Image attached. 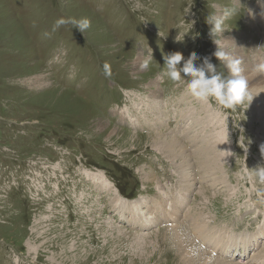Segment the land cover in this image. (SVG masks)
Returning a JSON list of instances; mask_svg holds the SVG:
<instances>
[{
    "label": "rangeland",
    "instance_id": "obj_1",
    "mask_svg": "<svg viewBox=\"0 0 264 264\" xmlns=\"http://www.w3.org/2000/svg\"><path fill=\"white\" fill-rule=\"evenodd\" d=\"M263 6L264 0H0V264H185L171 238L178 224L191 264H208L211 256V264L264 262V183L252 175L264 166V98L235 111L204 103L205 114L195 115L208 125L196 130L182 97L190 78H160L174 52L185 59L196 52L197 65L210 57L227 75L212 55L217 46L225 50L227 37L254 69L264 64ZM233 7L238 14L221 38L210 36L209 19ZM62 18H87L91 26L84 33L71 24L57 28ZM38 76L45 81L39 86ZM156 90L155 119L141 103ZM189 98L198 111L201 101ZM157 131L188 149L190 172L198 175L192 186L177 173L182 159L170 160L153 139ZM195 131L199 138L213 132L220 145L221 183L211 187L188 141ZM161 199L159 209L151 208ZM163 211L174 218L157 221ZM197 216L222 241L236 237L237 251L195 247L189 220Z\"/></svg>",
    "mask_w": 264,
    "mask_h": 264
},
{
    "label": "bare ground",
    "instance_id": "obj_2",
    "mask_svg": "<svg viewBox=\"0 0 264 264\" xmlns=\"http://www.w3.org/2000/svg\"><path fill=\"white\" fill-rule=\"evenodd\" d=\"M244 1H247V0H244ZM253 4H252V7H253ZM262 12H264V10ZM262 21L264 22V18H263ZM225 39H224L225 52H226V54H228V58L229 59H235V60H239L240 61V67L242 69V74L248 80V88H249L250 93L252 92V94H253L252 96L253 97L257 96L258 98H264V95H262V92H263L262 91V87H264L262 85V84H264V76L260 75L257 71H255V69L252 67V65L249 62H246V58L241 54L240 49L238 47H237V50H236L235 43L232 41V39L230 37H227ZM230 47L231 48L233 47L232 51L229 49ZM140 63L141 62L139 61V58H138L137 62H134V66L137 68V67H139ZM43 80L44 79L41 76L40 77L39 76L36 77L35 78L36 85H38V83L41 84V82L44 83L45 81H43ZM157 93H158L157 90L155 92L152 91V93L150 92V94H149L150 97H149V99H147L148 103H145V102L141 103V104H143V105H141L142 111H146L147 110V113L149 114V116L150 115H154L155 119L156 118H160V115H161V114H159L158 107L156 106V104L159 103V94H157ZM182 97L185 100L186 104L190 105V107L187 110H188L189 114L191 115V117L193 118V122H195L194 126L196 127V130H198V128L201 129L205 123H206V125H208V122H207L208 119L206 117L203 116L201 118V117H198V115H197V117L195 115L196 112L202 113V111L205 114L207 109L205 108V105H203L204 103H202V102H200V101H198L196 99V103L200 102L199 103L200 104V109H196L198 111H194V109H195L194 106L196 104L193 106L192 105L193 98L192 99L189 98V97H192V96L189 93H186ZM188 98H189V100H187ZM171 105H172L171 102H169V106H171ZM155 106H156V108H155ZM152 107H154V110L156 111V114L149 113L148 109L152 108ZM197 107L199 108V106H197ZM117 110L113 109L112 111L115 112L116 115H118V118H119V112H117ZM189 110H191V111H189ZM121 113H123V112H121ZM174 114H176V112H170L169 116H173ZM199 131H201V130H199ZM202 131L200 132L201 134H203L205 132V131L204 132H202ZM198 132L197 131H195V133L193 132V134L190 137H188V141L192 143L191 144L192 145L191 146L192 150H194V153L196 154V159H198V162H199V163H197L198 166H196V168L198 167V169H200L199 172L204 173V175L202 174L203 175L202 178L205 177V174H206V177H207V175L210 176V177L209 176L208 177L211 178L212 181H213L212 183H210V187H211V186H214V183H216L217 181H218V183H221V182H219V176L220 175L217 174V172H218V167H217L218 164H217V159L215 158L217 156V148L216 147H219L220 145H216L217 144L216 143L217 142L216 137L212 138L213 132H212V134L211 133H207V134H205L204 137H201V138H199ZM164 135L165 134L163 132L157 131V134L154 135L155 138H153V139L155 141L159 140V143L164 148V152L168 153V157H169L170 160L175 161L174 159H176V161H177V159H182L179 163H177L176 169H177L178 172L177 171L176 172L178 173V175L181 176V179H184V180L188 181V182L185 181V182H187L185 187L186 186H190L193 183V181L195 182V176L198 177V175H197V173H194L192 171L190 172V169L192 168L193 165L190 162L191 159L189 161H188V159H186V156H188V149L184 148L182 143L178 142L180 140L177 139L176 137H171V136L168 137V136H164ZM211 138H212V140L209 141V139H211ZM180 143H181V145H180ZM197 143H200L198 147L196 146ZM58 153L60 155L61 152L59 151ZM56 156H57V153H56ZM199 175H201V174L199 173ZM147 177H148V175H147ZM197 181H199V179ZM203 182H204V180L202 181V183ZM206 184H207V181H206ZM207 187H209V186H207ZM161 202H164V200L161 199V201L160 200L152 201L151 203H153V206H151V208L159 209V206H160ZM175 202H176V200H175ZM175 202L171 201V204L173 205ZM147 209H150V207L147 208ZM162 213H163L162 216H160L159 218L154 217V219L156 218V220L159 221V220H167V219H173L174 218V216L171 214V213H173V211L171 213L163 211ZM132 216L135 218L134 223L138 224V226H143V225H139V224H141V222H138V220L136 219V217L134 215H132ZM189 221L191 222L189 224V225H191V227L189 226L190 228L189 227L188 228H189V230L191 229V232L192 231L194 232L191 235L193 237L192 238V241H193L192 244H194L195 247H197V244L199 246L205 244V246H208V247L209 246L210 247H218V249L220 251H225L226 248L229 247L227 249V251H226V256H229L230 255L229 253L232 250L237 251L236 250L237 243L235 244V242H233L236 237L235 238H232V236L228 237V239L226 241L227 243H226V242L222 241L221 235H220V233H218L220 231L217 228H213L209 224H206L205 222L201 223L199 221V216L192 217V218H190ZM177 226H179V227L176 229V231H174V233H172V236H171L172 241L177 243V247H178L179 252H180V258H182L181 261L184 262L185 264H191L192 261H189V258L187 257V254L190 253V252L186 249V246L182 244L183 243L182 241H184L185 238H187V237H185L186 235L184 236V233L182 231H180V227H182L183 224H178V225H176L174 227H172V226H168V227H172V229H174ZM168 227H164V228H168ZM259 231L261 233H263L262 230H259ZM255 235L256 234L253 235V239H254ZM241 240H243V242H244L243 244H246V243L248 244V242H250L247 238H242ZM250 245H251V243H250ZM248 246H249V244H248ZM243 251L244 252L247 251L246 248ZM234 252H232L231 255H233ZM201 255H203V254H201ZM203 256H205V254ZM211 257L214 259L213 256H211ZM258 257L259 256L257 255L256 258H258ZM215 260H218V258L215 257ZM216 263L217 264H237V263H232V262H229V261L225 262V261H223V259L220 260V261H217ZM256 264H264V262L263 261L262 262L259 261V263H256Z\"/></svg>",
    "mask_w": 264,
    "mask_h": 264
},
{
    "label": "clouds",
    "instance_id": "obj_3",
    "mask_svg": "<svg viewBox=\"0 0 264 264\" xmlns=\"http://www.w3.org/2000/svg\"><path fill=\"white\" fill-rule=\"evenodd\" d=\"M238 9H226L222 16L209 19L208 24L211 25L210 36L221 38L222 33L227 30L225 22L238 14ZM71 24L73 28L84 33L91 26V22L87 18H67L59 19L56 22V27L61 25ZM55 30V29H54ZM214 42V41H213ZM215 43V42H214ZM216 44V43H215ZM217 60L223 62V66L227 69V75L216 71V66L211 63L210 57H204L202 65H197L195 62L198 59V54L192 52L187 59L180 52L171 53L164 58L166 68L163 70L161 77H167L173 82H179L183 77H189L186 82L187 92L203 103H214L223 110L235 111L239 106L248 105L253 99L248 91V80L242 74L240 61L229 59L228 54L222 47H218L212 54ZM151 57L146 59L141 64V69L147 70L150 65ZM183 61L182 66L181 62ZM255 71L264 74V64L257 65ZM103 73L105 76H111V68L108 63L103 65ZM264 153V148L261 149ZM252 175L260 182L264 183V166H258L252 170ZM212 257H208V264H211Z\"/></svg>",
    "mask_w": 264,
    "mask_h": 264
},
{
    "label": "trees",
    "instance_id": "obj_4",
    "mask_svg": "<svg viewBox=\"0 0 264 264\" xmlns=\"http://www.w3.org/2000/svg\"><path fill=\"white\" fill-rule=\"evenodd\" d=\"M129 196H132V194H130Z\"/></svg>",
    "mask_w": 264,
    "mask_h": 264
}]
</instances>
